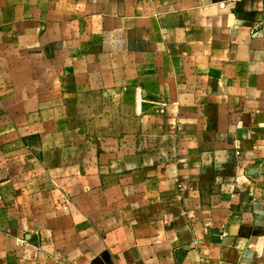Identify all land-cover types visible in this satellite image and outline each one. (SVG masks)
<instances>
[{
	"label": "crops",
	"instance_id": "0c3cea01",
	"mask_svg": "<svg viewBox=\"0 0 264 264\" xmlns=\"http://www.w3.org/2000/svg\"><path fill=\"white\" fill-rule=\"evenodd\" d=\"M0 264H264V0H0Z\"/></svg>",
	"mask_w": 264,
	"mask_h": 264
},
{
	"label": "built area",
	"instance_id": "2783aa9c",
	"mask_svg": "<svg viewBox=\"0 0 264 264\" xmlns=\"http://www.w3.org/2000/svg\"><path fill=\"white\" fill-rule=\"evenodd\" d=\"M143 108V99H142V90L136 88V111L140 114L142 113ZM159 114H165V108H161L157 111Z\"/></svg>",
	"mask_w": 264,
	"mask_h": 264
}]
</instances>
